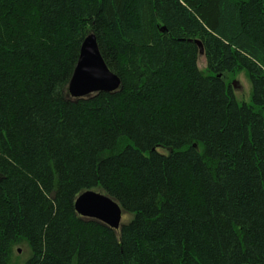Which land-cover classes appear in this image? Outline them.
I'll return each mask as SVG.
<instances>
[{"label":"trees","instance_id":"16d2710c","mask_svg":"<svg viewBox=\"0 0 264 264\" xmlns=\"http://www.w3.org/2000/svg\"><path fill=\"white\" fill-rule=\"evenodd\" d=\"M89 32L120 86L72 97ZM89 188L119 228L77 213ZM16 244L21 264H264V0H0V264Z\"/></svg>","mask_w":264,"mask_h":264},{"label":"water","instance_id":"95a60500","mask_svg":"<svg viewBox=\"0 0 264 264\" xmlns=\"http://www.w3.org/2000/svg\"><path fill=\"white\" fill-rule=\"evenodd\" d=\"M199 52L203 46L196 39ZM120 78L111 71L103 59L93 32L83 39L76 64L68 83V93L72 97L91 94L96 91H111L119 88ZM74 208L82 216L101 220L113 228L122 224V208L119 202L106 192L96 189L82 190L74 199Z\"/></svg>","mask_w":264,"mask_h":264},{"label":"rangeland","instance_id":"374dc122","mask_svg":"<svg viewBox=\"0 0 264 264\" xmlns=\"http://www.w3.org/2000/svg\"><path fill=\"white\" fill-rule=\"evenodd\" d=\"M197 64L201 69H205L206 60L204 54H199ZM224 77L225 80L230 83L236 97L239 100H249L250 81L243 70L236 73L224 74ZM96 190L101 191L97 188ZM126 217L127 214L122 213L121 221H124ZM28 253L29 250L25 244H16L13 247V253L11 255L9 264H21V262L28 256Z\"/></svg>","mask_w":264,"mask_h":264}]
</instances>
